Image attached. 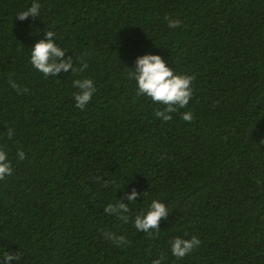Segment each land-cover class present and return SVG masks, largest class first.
Here are the masks:
<instances>
[{"label":"trees","instance_id":"trees-1","mask_svg":"<svg viewBox=\"0 0 264 264\" xmlns=\"http://www.w3.org/2000/svg\"><path fill=\"white\" fill-rule=\"evenodd\" d=\"M34 2L40 17L20 20ZM46 30L87 69L33 68ZM146 54L195 77L169 121L126 76ZM82 78L96 84L84 110ZM0 149L13 168L0 179V264L6 252L20 254L11 264H264V0H0ZM154 199L169 213L150 236L134 221ZM119 201L126 221L105 213ZM193 235L201 244L173 256Z\"/></svg>","mask_w":264,"mask_h":264},{"label":"clouds","instance_id":"clouds-1","mask_svg":"<svg viewBox=\"0 0 264 264\" xmlns=\"http://www.w3.org/2000/svg\"><path fill=\"white\" fill-rule=\"evenodd\" d=\"M41 4L34 2L31 7L25 11L18 13L20 20H25L29 16L33 18L40 17ZM170 28L179 27L181 21L166 17ZM47 37L49 39H42L37 42L31 51L30 62L37 71L42 73L45 78L49 76H57L61 70L67 72L72 69V72H83L87 69L88 64L82 62V67H75L73 64V57L69 56L64 59L65 49L58 46L55 40L51 39L55 36L54 31L46 30ZM126 73L129 80H135L138 85L137 95H144L150 97L153 103H159L163 105V109H158L155 112L157 118L163 121H169L172 119V113L179 109L185 108L193 96L192 81L195 79L194 75L176 74L173 68L169 67L161 55L146 54L140 56L136 61L135 69ZM11 86L17 90L27 92L28 89H20V86L11 81ZM73 87L79 89L74 93V99L76 107L84 110L86 106L91 102L94 93L96 92V84L91 78L76 79L73 81ZM182 120L186 122H192L194 116L191 112H185L182 114ZM7 136L11 139L14 136V130L8 128ZM7 152L0 149V179H4L6 176L11 175L13 172L12 162L7 159ZM17 158L24 160L26 154L24 151H17ZM96 182H101L102 177L98 176L94 178ZM107 185V181H104ZM137 191L133 189L131 194L128 195V200L136 201ZM129 212V205L118 202L116 204H108L105 207V213L112 215L115 213L118 218L127 220L126 215ZM169 210L164 202L158 199L152 200L146 214L137 215L134 221V227L137 232L143 231L150 236L155 231V234H159L160 221L162 218L167 219ZM105 239L111 240L118 247H127L131 241L127 240L123 235H117L116 233L105 232ZM201 244V240L198 236L193 235L191 238L185 239L182 237H176L171 242L172 255L177 258H183L194 248ZM13 259H20V254H13L6 252L3 256L5 264H11ZM164 257L153 260L152 264H162Z\"/></svg>","mask_w":264,"mask_h":264}]
</instances>
